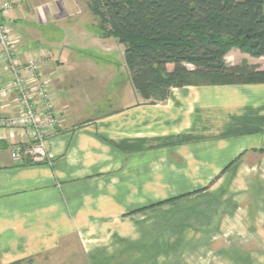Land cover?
<instances>
[{
    "label": "crops",
    "instance_id": "crops-1",
    "mask_svg": "<svg viewBox=\"0 0 264 264\" xmlns=\"http://www.w3.org/2000/svg\"><path fill=\"white\" fill-rule=\"evenodd\" d=\"M13 1L6 22L22 60L48 57L60 124L47 162L31 165L8 154L27 135L0 128V264H264V84L172 89L151 103L126 69H79L88 59L32 50L16 30L25 15L79 25L85 6Z\"/></svg>",
    "mask_w": 264,
    "mask_h": 264
},
{
    "label": "trees",
    "instance_id": "trees-1",
    "mask_svg": "<svg viewBox=\"0 0 264 264\" xmlns=\"http://www.w3.org/2000/svg\"><path fill=\"white\" fill-rule=\"evenodd\" d=\"M82 1L102 38L123 47L131 85L144 100L163 102L185 87L264 84V68L224 61L233 49L264 58V0Z\"/></svg>",
    "mask_w": 264,
    "mask_h": 264
},
{
    "label": "built area",
    "instance_id": "built-area-1",
    "mask_svg": "<svg viewBox=\"0 0 264 264\" xmlns=\"http://www.w3.org/2000/svg\"><path fill=\"white\" fill-rule=\"evenodd\" d=\"M13 0H0V128L27 135V144L8 148L17 163L43 164L48 160L45 142L60 122L51 98V80L44 73L48 57L39 50L19 56V39L7 24ZM9 109L11 114H5Z\"/></svg>",
    "mask_w": 264,
    "mask_h": 264
},
{
    "label": "rangeland",
    "instance_id": "rangeland-1",
    "mask_svg": "<svg viewBox=\"0 0 264 264\" xmlns=\"http://www.w3.org/2000/svg\"><path fill=\"white\" fill-rule=\"evenodd\" d=\"M74 1L82 7L85 6V2L82 0ZM92 19L96 18L88 9H86V12L83 14L82 22L79 25H72L64 21L57 23L56 25L40 24L38 19L36 20L34 17L32 18L25 15L20 22H17L16 30L18 29L17 31H19V34L23 38L27 37L29 39V43L26 44L32 50L41 48V50L56 54V52L63 50V47H66V50L69 52V57L75 56L82 59H88L84 60L85 64L78 66L79 69L81 68L88 72H94L101 75H108L111 73L117 74V76L122 75L126 69L123 57V47L118 44L117 40L113 37H110L113 38V40L106 41L104 44H97V42L94 41V37L98 34L99 37L102 38V34L101 32L96 33L97 28L93 26ZM26 28L30 30L27 33ZM51 42L56 43L57 45L50 44ZM243 58H247L250 61L255 60L249 55L242 54L237 49H233L224 61L226 65L231 66V64H234V62H240ZM256 63L260 64V67L263 66L264 58L260 61L256 59L254 64Z\"/></svg>",
    "mask_w": 264,
    "mask_h": 264
}]
</instances>
